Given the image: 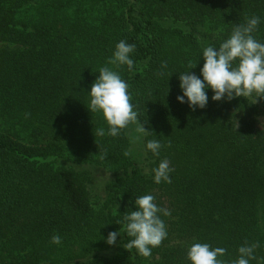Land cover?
I'll return each instance as SVG.
<instances>
[{
    "label": "trees",
    "instance_id": "obj_1",
    "mask_svg": "<svg viewBox=\"0 0 264 264\" xmlns=\"http://www.w3.org/2000/svg\"><path fill=\"white\" fill-rule=\"evenodd\" d=\"M253 16L264 43V0H0V264H192L194 243L232 264L245 242L259 245L249 264H264V98L213 101L208 88L203 109L177 100L179 75L203 79V49ZM121 40L135 45L132 70L108 63ZM105 66L147 135L130 124L109 136L88 109ZM164 159L171 183L157 184ZM148 194L170 215L145 258L123 247L124 216Z\"/></svg>",
    "mask_w": 264,
    "mask_h": 264
},
{
    "label": "clouds",
    "instance_id": "obj_2",
    "mask_svg": "<svg viewBox=\"0 0 264 264\" xmlns=\"http://www.w3.org/2000/svg\"><path fill=\"white\" fill-rule=\"evenodd\" d=\"M260 23V18L253 16L246 24L237 25L233 28L229 38L224 40L218 48L207 46L203 49V67L200 69V78L194 72H185L179 75V87L183 95H178L177 100L187 103L190 108H205L208 103L206 89L210 88L214 93L211 99L221 101L231 100L235 97L248 98L255 94V97L264 98V43H261L252 35ZM135 50L134 44H128L121 40L116 44L113 56L108 60L109 64L119 67L127 65L129 70L133 68V60L130 53ZM235 65V66H234ZM162 67L166 68L167 63L163 62ZM196 64L189 63L188 68H195ZM163 75V73H160ZM129 85L121 78L118 72L105 66L99 70L89 91L90 112H102L108 124V135L116 137L122 129L130 124H136L135 131L142 135L148 134L143 124L138 121V113L133 110L131 96L128 91ZM256 102V100H255ZM95 135L103 136V128L97 129ZM139 140L137 136L133 138ZM168 146H171L169 141ZM154 155H159L162 145L158 140H149L146 145ZM107 153L100 158H106ZM125 156L129 155L126 151ZM154 172V182L159 184L162 181L171 183L170 167L167 159L162 160ZM155 197L151 194L139 196L135 200L136 210L124 216L125 232L131 239L123 247L128 251L133 248L145 258L152 254V249L159 247L167 238V231L164 221L160 218L170 215L166 208L158 207L154 202ZM118 233L109 232L107 243L113 245L116 242ZM54 244L61 243V237L54 235L51 238ZM258 243L245 244L238 249L239 257L232 264H249L255 259L254 250ZM226 249L221 247L212 248L207 243H194L190 246L187 257L192 264H226L218 259L224 256Z\"/></svg>",
    "mask_w": 264,
    "mask_h": 264
}]
</instances>
